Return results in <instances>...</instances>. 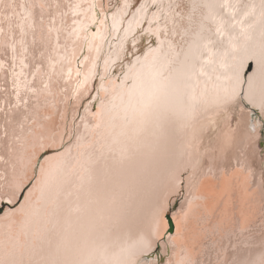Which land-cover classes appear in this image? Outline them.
Returning <instances> with one entry per match:
<instances>
[{
    "label": "snow or ice",
    "instance_id": "obj_1",
    "mask_svg": "<svg viewBox=\"0 0 264 264\" xmlns=\"http://www.w3.org/2000/svg\"><path fill=\"white\" fill-rule=\"evenodd\" d=\"M225 168L264 201V0H0V264H264V216L188 246Z\"/></svg>",
    "mask_w": 264,
    "mask_h": 264
},
{
    "label": "bare ground",
    "instance_id": "obj_2",
    "mask_svg": "<svg viewBox=\"0 0 264 264\" xmlns=\"http://www.w3.org/2000/svg\"><path fill=\"white\" fill-rule=\"evenodd\" d=\"M173 162L172 152L167 146L162 147L155 154L143 153L128 162V169L144 171L140 194L145 202L152 197L159 186L163 185L165 171ZM198 195H203L206 199L201 201L203 207L195 212L186 236L188 246L192 248L194 254L202 250L204 231L211 230L218 215L225 219L233 215L240 216L242 220L257 229L264 216V201L259 191L248 187L244 173L239 169L225 168L222 174L214 172L206 176Z\"/></svg>",
    "mask_w": 264,
    "mask_h": 264
}]
</instances>
